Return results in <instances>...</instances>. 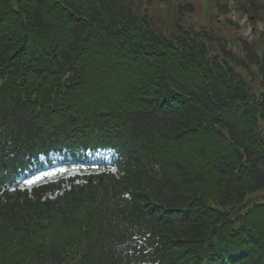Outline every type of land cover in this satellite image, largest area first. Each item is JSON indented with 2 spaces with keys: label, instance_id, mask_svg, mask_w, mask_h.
I'll use <instances>...</instances> for the list:
<instances>
[{
  "label": "trees",
  "instance_id": "16d2710c",
  "mask_svg": "<svg viewBox=\"0 0 264 264\" xmlns=\"http://www.w3.org/2000/svg\"><path fill=\"white\" fill-rule=\"evenodd\" d=\"M151 1L0 0V264H264V32Z\"/></svg>",
  "mask_w": 264,
  "mask_h": 264
},
{
  "label": "rangeland",
  "instance_id": "374dc122",
  "mask_svg": "<svg viewBox=\"0 0 264 264\" xmlns=\"http://www.w3.org/2000/svg\"><path fill=\"white\" fill-rule=\"evenodd\" d=\"M171 1L172 0H152L150 4L146 2L144 7L147 8L148 6L150 13L155 18H159L162 24H168L171 26L175 25L178 20L177 9H174L173 6H171ZM189 1L192 2L194 12L185 17V22H183V24H196L197 19L201 17V23L203 22L205 26H215L216 30L221 31V34L227 36L229 40L234 38L235 35H239L247 38L249 41H258L263 35L264 19L257 21L251 20L247 14L245 15L237 10L238 7L236 6V2L230 5L233 7H231L226 13L223 8L219 9L218 7V5H222V3H217L215 0H183L181 5L186 6ZM230 21H233V24L230 23ZM111 158V152L98 153V160L105 161L108 165H112ZM65 171L66 170L48 173L40 171L34 178L32 177L31 180L27 181L23 185V188L31 191L40 186L57 183L60 179L83 176L80 171H72L69 174H66ZM114 172H116V170H114ZM79 182L82 181L79 180ZM63 188L69 189V184H65ZM62 192V190H58L55 193L50 194L49 197L54 199Z\"/></svg>",
  "mask_w": 264,
  "mask_h": 264
}]
</instances>
